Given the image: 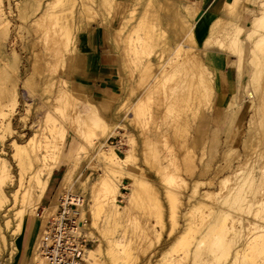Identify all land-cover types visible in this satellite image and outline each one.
<instances>
[{"label":"rangeland","instance_id":"1","mask_svg":"<svg viewBox=\"0 0 264 264\" xmlns=\"http://www.w3.org/2000/svg\"><path fill=\"white\" fill-rule=\"evenodd\" d=\"M238 1L235 15L227 20L219 35L228 37L236 26L244 31L243 51L224 52L239 72L242 93L234 97L222 119L228 120L233 106L247 98L248 114L240 141L235 135L224 138L220 134L222 119L215 103L214 70L207 51H201L204 41L196 39V52L202 54L211 70L212 89L208 88L211 91L203 88L196 97L190 96V88L182 80L188 68L186 64L179 65L176 52L178 44L185 43L193 30L194 20L184 10L191 0H0V111L2 104H10L12 108L13 90L18 100L14 113L9 112L12 109L8 106V117H0V191L3 199L8 200L0 208V242L3 237L7 240L0 264H4L6 256L14 254L22 235L16 218L17 212L25 209L23 200H42L54 168L65 158L64 152L69 155L67 170L50 203L41 206L40 200L38 213L43 214L40 220L46 214L47 218L54 216L51 214L55 213L61 194L83 200L81 218L86 223L83 234L88 242L86 264H228L231 252L245 242L242 238L246 231L242 228L253 220V208L247 207L246 200H254L255 196L256 200H264L263 176L259 188L247 186V182L238 184L243 187L236 190L237 199L229 207L220 204L234 186L230 175L235 166L241 164L242 171L259 173L258 168L264 165V58L244 36L254 15L259 13L260 0ZM46 11L59 12L56 17L63 16L69 28L72 23L67 49L65 38L59 39L62 28L57 32L59 26L44 18ZM156 13L160 15L162 37L149 28ZM62 20L58 21L60 25ZM178 26L184 29L179 38L174 33ZM93 27L103 32L107 46L122 61L121 92L117 100L106 104L94 103L69 77L78 38ZM189 44L194 46L192 42ZM7 118L14 132L7 130ZM246 138L249 142H245ZM27 141L24 147L29 150L41 146L40 161L32 169L21 163L15 146ZM106 146H114L120 157L129 155L127 164L109 166L102 156ZM189 157L196 165L192 176L185 168ZM226 176L228 181L221 185L220 179ZM103 179H112L119 185L116 206L105 198ZM134 190L139 191L138 200L133 198ZM220 205L228 211L223 208L225 216L215 229L213 222L220 213ZM76 207L71 204L68 209ZM8 216L12 220L9 226ZM42 226L34 238V257L45 224ZM234 226L241 230V236H235L230 244ZM228 228L234 230L230 232ZM255 245L245 264H264V244ZM99 246L100 262L95 263L88 251Z\"/></svg>","mask_w":264,"mask_h":264},{"label":"bare ground","instance_id":"2","mask_svg":"<svg viewBox=\"0 0 264 264\" xmlns=\"http://www.w3.org/2000/svg\"><path fill=\"white\" fill-rule=\"evenodd\" d=\"M65 1H67V0H65ZM106 1V0H105ZM77 2V1H76ZM76 2H74L73 4L75 5L76 4ZM159 2V1H158ZM238 0H235L233 3H230V4H228L227 6H226V14L228 15V16H230V19H231V17H233L234 15H235V11L237 10L236 8V6H237V4H238ZM52 3V2H51ZM63 3H66V2H63ZM151 3V2H150ZM68 6H70L69 5V3L67 4ZM66 5V6H67ZM74 5L72 6V7H74ZM241 5V4H240ZM83 6V5H82ZM64 7V6H63ZM259 8V13L258 14H256V15H254V17H253V20L251 21V27H250V29H249V31L248 32H246L245 34L246 35H244L245 37H247V39H248V41L252 44V46H253V48H255V50L259 53V54H262V56H263V58H264V31H263V27H264V0H260L259 1V6H258ZM64 9H65V7H64ZM67 9V8H66ZM70 9H72L71 7H70ZM62 11V10H61ZM82 11H83V9H82ZM65 12V11H64ZM57 13H59V12H56V13H50V12H48V11H46V12H44V14H43V16H44V18H49V19H51L52 20V22L55 24L54 26H59V28L58 29H56L57 30V32H59L60 31V28H62L61 29V33L59 32V34H60V38L59 39H61V37H62V40L65 38V41H63V42H65V48L67 49L69 46H68V40L69 39H71L70 38V36H71V34H72V31L70 30V28L73 26L72 25V23H71V27L69 28V24H68V22H67V20H62L63 19V16L61 17V19H59V17H56V15L58 16V14ZM63 13V12H62ZM56 14V15H55ZM67 14L69 15V13L67 12ZM66 14V15H67ZM62 15H64V13L62 14ZM1 16V15H0ZM160 16V15H159ZM65 17H67V16H65ZM72 18V17H71ZM65 19V18H64ZM66 19H68V18H66ZM59 20H62L63 21V24L62 25H60L59 23H58V21ZM227 18H221V19H219L217 22H216V24L214 25V28H213V30H212V32H211V35L209 36V38L207 39V40H205L204 42H205V44H204V47H202V50L201 51H206V50H208V49H214V48H218V49H220V50H222V51H224V52H228L229 50L231 51V50H238V52H241V51H243V47H242V35H243V33H244V31H243V28L242 27H238V26H236L237 28H236V30H234V32L233 33H231V34H227V36L228 37H221V35H219L221 32H222V29L224 28V25H226V22H227ZM52 23V24H53ZM49 27V26H48ZM73 28V27H72ZM71 28V29H72ZM54 29V30H55ZM49 30V29H48ZM51 30V29H50ZM49 30V31H50ZM55 30V31H56ZM150 30L152 31V32H158V31H160L161 30V27H160V22L159 21H154L152 24H151V27H150ZM54 31V32H55ZM162 32V31H161ZM160 32V33H161ZM146 33V32H145ZM149 34H151V33H149ZM151 36V35H150ZM64 37V38H63ZM138 37H140V36H138ZM57 38V39H58ZM132 37H130V34L128 35V39H131ZM58 39V40H59ZM57 40V41H58ZM61 43V44H64V43ZM185 42V41H184ZM189 44V42L191 43H193L194 44V46H191L190 44L188 45L187 43ZM186 42L185 43H182V44H178V47H177V54H176V59L178 60V62H179V65L180 64H186V66H187V70H188V72H187V74H185L186 72H184L183 73V75L185 74V76L184 77H186L185 79H182L183 80V82H185L184 84H187L188 86H189V90H190V94L188 93V95H190V96H193V95H195V97H196V95L197 94H199L198 92H202V90H203V88H206V89H208V88H211L210 86L212 85V83L210 82V77L209 76H211L210 74H211V70H210V68L208 67V65H207V63L204 61V58H203V56H202V54L200 55V53H197L196 52V49L198 48V46H197V43H196V41H195V39H194V33L193 32H191L189 35H188V37H187V39H186ZM203 42V43H204ZM135 44V43H134ZM58 46V45H57ZM140 46L138 45V46H135V51L138 53V51H139V48ZM55 50H56V48H55ZM198 50H200V48L198 49ZM237 52V53H238ZM232 53V52H231ZM235 53H236V51H235ZM243 53V52H242ZM240 54L241 53H239L238 55L240 56ZM253 54V53H252ZM243 55V54H242ZM239 58V57H238ZM254 59V58H253ZM182 66H184L185 67V65H182ZM146 67V66H145ZM149 67H150V65H149ZM168 67V66H167ZM178 67V66H177ZM165 68V67H164ZM180 68H182V67H180ZM151 69V68H150ZM175 69V68H174ZM173 69V70H174ZM177 69V68H176ZM178 69H179V67H178ZM185 69V68H184ZM145 70V69H144ZM163 71H164V69H162ZM147 71V70H146ZM162 71V73H164ZM178 72V71H177ZM180 72V71H179ZM145 75H147V74H145ZM170 75V74H169ZM174 75V74H173ZM213 75V74H212ZM175 77V76H174ZM182 78H183V76H181ZM181 77H180V79H181ZM158 78H159V76H158ZM167 78V77H166ZM170 78H172V76L170 77ZM156 80V79H155ZM171 80H173V79H171ZM181 80V81H182ZM213 81V80H212ZM145 82V81H144ZM6 88V87H5ZM16 89V88H15ZM212 89V88H211ZM209 91H211L210 89H208ZM10 95H12L11 96V102H12V108L9 106V105H7V104H2V108H1V111H0V117H2V118H5L6 116L8 117V115H7V112L6 111H8L7 110V108H8V106L12 109V110H10L9 112H13V110H14V108H16V105H17V103H18V100H17V93H16V90H13V94H10ZM182 96V95H181ZM198 97V96H197ZM184 98L186 99H188V96H184ZM186 101V100H185ZM10 102V103H11ZM106 104V103H105ZM104 104V105H105ZM101 105H103V104H101ZM259 107V106H258ZM262 107V106H261ZM261 107H259V108H261ZM262 109H264V108H262ZM261 109V110H262ZM15 111V110H14ZM97 112V111H96ZM14 113V112H13ZM260 113H261V111H260ZM263 113V112H262ZM12 114V113H11ZM95 114V113H94ZM93 114V115H94ZM97 114V113H96ZM95 114V115H96ZM259 114V113H258ZM12 116V115H11ZM97 116V115H96ZM97 118V117H96ZM8 119V118H7ZM255 120V119H254ZM8 121H9V119H8ZM251 123V122H250ZM7 125V130L9 131V130H12L11 132H14L15 130H14V128L11 126V122L9 121L8 122V124H6ZM4 126V125H3ZM111 126V125H110ZM250 126V125H249ZM109 127V126H108ZM250 127H252V126H250ZM14 130V131H13ZM251 131H253V129L251 128L250 129ZM249 130V131H250ZM104 132V131H103ZM5 133V132H4ZM106 135V134H105ZM98 136V135H97ZM102 136L103 135H101L100 136V138H102ZM107 136V135H106ZM1 138V137H0ZM100 138H98V140L100 139ZM210 138V137H209ZM214 138V137H213ZM250 138V137H249ZM249 138H246L245 139V142H249ZM33 139V138H32ZM218 139V138H217ZM211 140V139H210ZM218 141V140H217ZM34 142V141H33ZM36 142V141H35ZM38 142V141H37ZM209 142H212V141H209ZM219 142V141H218ZM29 144H30V142H29ZM34 144V143H33ZM215 144V143H214ZM214 144L212 145V146H214ZM219 144V143H218ZM26 145H28V141H27V143L24 145V144H19V143H16L15 144V146H16V150H17V154L19 155L18 157H20L21 158V163L24 165H27V167L28 166H30L31 167V169H32V167H33V165H34V163H37V161L40 159V155H39V151H40V145H36V147L34 148V147H32L31 145H29V146H31L32 147V149L31 150H29V149H27L26 147H24V146H26ZM29 146H28V148H29ZM47 146V145H46ZM46 146H45V148H46ZM44 147V146H43ZM42 149V148H41ZM118 149V148H117ZM116 149H115V147L113 146V147H111V146H106V148L105 149H103V151H102V156H103V158H104V160L106 161V163H108V165L109 166H112V167H114L115 165H118V164H120L121 163V165H123V164H127V162H128V160H129V155H127V156H125V157H120L119 155H118V153L115 151ZM250 152V151H249ZM244 154V153H243ZM101 155V154H100ZM248 155V154H247ZM246 156V155H245ZM242 157V156H241ZM2 157L0 156V160H2L1 159ZM44 160V159H43ZM40 161V160H39ZM47 161V160H46ZM43 162V161H42ZM242 162V161H241ZM0 163H1V161H0ZM21 164V165H22ZM44 164V163H43ZM2 165H4L5 167H6V164L4 163V164H2ZM20 165V166H21ZM24 165V166H25ZM42 165V164H41ZM47 165V164H46ZM120 165V166H121ZM36 166V165H35ZM50 166V165H49ZM196 166V165H195ZM194 166V161L189 157V158H186V162H185V168H186V171L187 172H189L190 174H191V176L193 175L192 173L195 171L194 170V168H196ZM210 166V165H209ZM208 166V167H209ZM240 166H241V164H239L238 166H235L234 168H233V170H232V173L233 174H231L233 177H231V175H230V181H232L233 179V181H234V186H233V184H232V186L233 187H230L231 189L230 190H228V192L226 193V195L225 196H223V199H222V201H221V205L223 204V205H228V204H230L231 205V203L233 202V201H235L236 199H237V196H239L238 195V193H237V189H239L240 187H243V186H241L242 185V183L244 182V183H246L247 182V186L248 185H252L253 187H255V189H257L256 187H258L259 185H260V183H262V177L264 176V165L263 166H261L260 168H258V169H260V172L259 173H255L254 171H252V170H250V171H248V172H246V171H242L241 170V168H240ZM29 167V168H30ZM39 167V166H38ZM255 167V166H254ZM22 168V167H21ZM52 167H48V170L49 169H51ZM24 169H26V168H24ZM40 169V168H39ZM45 169V168H44ZM207 169V168H206ZM255 169H256V167H255ZM120 170V169H119ZM24 171V170H23ZM28 171H29V169H28ZM30 171H32V170H30ZM44 171V170H43ZM47 171V170H46ZM114 171V170H113ZM117 171V170H116ZM22 172V171H21ZM24 172H26V171H24ZM50 172H52V170H50ZM119 172V171H118ZM23 173V172H22ZM21 173V174H22ZM42 173H44V172H42ZM48 173H49V171H48ZM195 173V172H194ZM36 174H37V171H35V174H33V175H35L36 176ZM46 174V173H45ZM244 174V175H243ZM39 175V174H38ZM37 175V176H38ZM41 175V174H40ZM50 175V174H49ZM115 176V175H114ZM7 177H8V174H7ZM24 177V176H23ZM48 177V176H47ZM30 178V177H29ZM31 178L33 179V177H32V175H31ZM44 178V177H43ZM113 178V177H112ZM31 179V180H32ZM35 179H36V177H35ZM40 179V178H39ZM228 177L226 176V177H224V178H222V179H220V181H219V183H221V185L222 184H225L227 181H228ZM24 180V179H23ZM30 180V181H31ZM37 183H38V177H37ZM43 179H41V181H42ZM104 181H103V192L106 194V199L108 200V199H110V200H108V201H110L111 203H113V205H115V203H116V194L119 192V190H118V184H116L115 183V181H113L112 179H108V180H105V179H103ZM198 180V179H197ZM44 181V180H43ZM208 181V180H207ZM34 182V181H33ZM203 182H206V181H203ZM45 183V182H44ZM207 183H209V182H207ZM211 183V182H210ZM231 183H233V182H231ZM249 183V184H248ZM30 184V183H29ZM35 184V183H34ZM206 184V183H205ZM238 184H241V185H239V186H237ZM41 185V184H40ZM45 185V184H44ZM209 185V184H208ZM213 185V184H212ZM246 186V185H245ZM139 187V186H138ZM27 188V187H26ZM140 188V187H139ZM227 188H229V187H227ZM259 188V187H258ZM31 189V188H30ZM41 189V188H40ZM42 189H45V188H42ZM136 189H137V187H136ZM244 189V188H243ZM254 189V191H256V193H257V191L259 192V190H255ZM138 190V189H137ZM241 191H242V189H241ZM208 192V193H207ZM211 192L212 191H210V190H207L206 191V193L207 194H211ZM264 192V191H263ZM28 193V192H27ZM31 193V192H30ZM247 193V192H246ZM254 193V196H255V192H253ZM261 193V192H260ZM26 194V193H25ZM29 194V193H28ZM206 194V195H207ZM205 195V196H206ZM214 195V194H213ZM241 195V194H240ZM3 195H2V193H1V191H0V208H3L4 207V205L6 206V203L8 202V200H4L3 198L4 197H2ZM26 196H27V194H26ZM31 196V195H30ZM242 196V195H241ZM244 197H247V195L245 196V193H244V195H243ZM242 196V197H243ZM254 196H253V198H254ZM28 197V196H27ZM30 198V197H29ZM133 198L135 199V200H138L139 199V191H136V190H134V192H133ZM232 198H234V200H232ZM26 199V198H25ZM245 199V198H244ZM247 199V198H246ZM250 199H251V197H250ZM41 200V199H40ZM40 200H23V205H24V208L25 209H19L20 211L19 212H17V213H19V215H17V227H19V229H22V232H23V228H24V225H25V223L27 222L26 220H27V217L29 216V215H31V216H33L34 218H33V222L36 224L37 222H38V220L36 219V217H42V215L43 214H40V213H38V209H39V206H40ZM107 200H104V201H107ZM239 200H240V198H239ZM242 201V200H241ZM14 202L16 203L17 202V200H14ZM71 202H73V204H75L77 207H76V209H68V203H71ZM244 203V202H243ZM246 205H247V207H249V208H253V211H252V216H253V220H248L245 224V226L242 228V229H244V231H246V234L244 233V238H242V239H245V242H242L241 244H239V245H237L236 247H235V249L231 252V254H230V260H229V262H228V264H245V262H246V260H247V256H248V252L250 251V249H252L253 247H254V245L255 244H259V243H262V244H264V200H256V196H255V199L254 200H246V203H245ZM83 205H84V202H83V200L81 199V198H76V197H68V195H63V194H61L60 196H58L57 197V200H56V210H55V213H53L52 212V214L51 215H54V216H52L51 218H47L48 217V214H46V216H45V218L43 219V220H40L39 221V228H42L43 226V224H45V227H44V229L42 230V235H41V240H42V237H43V234H44V232H45V230H46V227H47V225H48V223H49V221H51L52 220V218H54V217H56L57 216V214L63 209V208H66L68 211H69V215H70V217H72V218H75V221H76V227H77V230H78V233H81V234H83V230H86V223H85V221L84 220H82V213H81V210H82V208H83ZM221 205H220V209L221 210H219L218 212H220L219 214H218V212H217V216L215 215V220H214V224H213V228H215L216 226L218 227L221 223H222V220H223V216H225L224 215V213H223V208L225 207V206H223V208L221 207ZM240 205V204H239ZM242 205V204H241ZM116 206V205H115ZM118 206V205H117ZM27 207H28V209H27ZM227 207H229V205L227 206ZM237 207V206H236ZM60 208V209H59ZM218 208V209H219ZM240 208V207H239ZM9 209V208H8ZM11 209H12V207H11ZM238 209V208H237ZM244 209V208H243ZM246 209V208H245ZM10 210V209H9ZM59 210V211H58ZM225 208H224V212H225ZM240 210V209H239ZM18 211V210H17ZM226 211H228V210H226ZM8 213V212H7ZM57 213V214H56ZM226 213H228V212H226ZM228 215H230V214H228ZM76 216H77V219H76ZM226 216H227V214H226ZM231 216H232V214H231ZM233 217V216H232ZM242 217V216H241ZM233 220H235L234 219V217L232 218ZM250 219V218H249ZM77 220L79 221V222H77ZM12 223V220H10V217L8 216L7 217V226H9L10 224ZM79 223V224H78ZM80 224H82V225H80ZM211 224V223H210ZM205 226V225H204ZM211 225H209L208 226V228L210 227ZM215 226V227H214ZM228 226V225H227ZM225 228H224V231H225V229H226V226H224ZM230 227V226H229ZM236 226H234V227H232V228H235ZM9 228H11V227H9ZM8 228V229H9ZM221 228V227H220ZM82 229V230H81ZM216 229V228H215ZM222 229V228H221ZM236 229V228H235ZM214 230V229H213ZM228 230H229V228H228ZM231 230L232 229H230L229 231L231 232ZM234 230V229H233ZM232 230V231H233ZM223 231V230H222ZM1 232V231H0ZM15 232V231H14ZM13 232V233H14ZM19 231L17 230V233H18ZM85 232V231H84ZM221 232V231H220ZM240 232H241V230H235L234 232H232V235L233 236H231L230 237V244L234 241V238H235V236H241L240 235ZM2 233V232H1ZM16 233V234H17ZM218 234V233H217ZM220 234V233H219ZM218 234V235H219ZM223 234H227V231L225 232V233H223ZM14 235V234H13ZM84 235V234H83ZM85 236V235H84ZM220 237H221V235H219ZM246 236V237H245ZM222 238V237H221ZM224 238H225V236H224ZM41 240H40V242H41ZM224 241H226V240H224ZM226 243H228V242H226ZM12 244V243H11ZM229 244V243H228ZM226 245V244H225ZM6 246H7V240L5 239V237H3V242H0V254L1 253H3L4 252V250H5V248H6ZM40 246H41V243H40ZM40 246H39V248H38V251H37V256H36V258L34 259V262H33V264H45V260H44V258L41 256V254H40ZM230 246V245H229ZM256 246V245H255ZM222 248V247H221ZM196 249V248H195ZM217 249V248H216ZM225 249H228V248H225ZM87 250H88V248H87ZM199 250V249H198ZM221 250H223V249H221ZM12 251V250H11ZM224 251V250H223ZM192 252V251H191ZM216 252H218L217 250H216ZM224 252H226V251H224ZM12 253V252H11ZM125 253V252H124ZM127 253V252H126ZM189 253V252H188ZM188 253H186V255L185 256H188ZM197 253V252H196ZM227 253V252H226ZM99 254H101V249H100V246L97 248V249H89V251H88V256L91 258V259H93L94 261L93 262H95V263H98V262H100V258H99ZM217 254V253H216ZM228 254V253H227ZM199 254H197V257H199L198 256ZM221 255V254H220ZM222 255H223V253H222ZM250 255V254H249ZM86 256H87V253H86ZM202 256V255H201ZM208 256V255H207ZM192 257V256H191ZM204 257V256H203ZM222 257V256H221ZM131 258V257H130ZM194 258H195V256H194ZM88 259V258H87ZM200 259V258H199ZM194 260H196V259H194ZM204 261V260H203ZM220 261V260H219ZM226 261V260H225ZM130 263V262H129ZM224 263H226V262H224ZM205 264V263H204ZM221 264V263H220Z\"/></svg>","mask_w":264,"mask_h":264},{"label":"crops","instance_id":"3","mask_svg":"<svg viewBox=\"0 0 264 264\" xmlns=\"http://www.w3.org/2000/svg\"><path fill=\"white\" fill-rule=\"evenodd\" d=\"M235 0H191V5L184 7L185 13L190 20H194V39L205 41L211 35L216 22L221 18L230 19L226 14V6ZM245 2L246 0H240ZM184 6V5H183ZM242 12V9L241 11ZM155 20L149 24V28L154 21L160 22V16L156 13ZM162 29L160 30V32ZM159 31L155 34L162 37ZM174 33L177 38L184 34V29L178 26ZM187 35V37H188ZM207 38V39H206ZM205 42L203 43L204 47ZM207 59L214 70L215 78V103L218 115L224 117V110L233 103L234 97H239L242 93L241 77L237 68L230 64L229 58L217 49H208ZM122 61L117 52L109 48L105 42L103 32L99 28H91L78 38V50L74 55L72 68L69 70V77L73 85L88 94V98L94 103H105L106 101L117 100V96L122 89ZM247 98L233 106L228 120H220V134L222 137L235 135L239 141L242 138L243 126L248 114ZM236 103V102H235ZM223 138V139H224ZM65 157L56 166L49 179L48 187L41 200V206L50 203L55 192L58 190L61 180L68 167V152L63 153ZM33 216L27 217L22 235L18 239V245L13 255L4 258V264H33L34 238L37 235L40 218L35 224ZM38 241V237H37ZM37 245V244H36ZM36 254V253H35ZM36 256V255H35ZM10 259V260H9Z\"/></svg>","mask_w":264,"mask_h":264},{"label":"built area","instance_id":"4","mask_svg":"<svg viewBox=\"0 0 264 264\" xmlns=\"http://www.w3.org/2000/svg\"><path fill=\"white\" fill-rule=\"evenodd\" d=\"M87 246L86 237L78 233L75 218L63 208L49 221L39 252L45 264H86Z\"/></svg>","mask_w":264,"mask_h":264}]
</instances>
